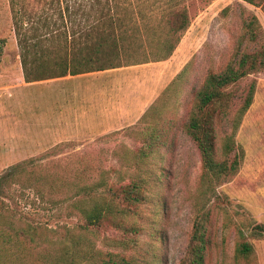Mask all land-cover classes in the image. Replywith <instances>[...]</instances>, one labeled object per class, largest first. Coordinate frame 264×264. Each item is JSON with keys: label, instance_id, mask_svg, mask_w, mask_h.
I'll list each match as a JSON object with an SVG mask.
<instances>
[{"label": "rangeland", "instance_id": "rangeland-1", "mask_svg": "<svg viewBox=\"0 0 264 264\" xmlns=\"http://www.w3.org/2000/svg\"><path fill=\"white\" fill-rule=\"evenodd\" d=\"M107 2H117L121 14L124 6L130 16L125 35L130 47L138 46L129 52L130 59L150 61L163 52L164 46L153 45L165 37L168 0ZM183 5L187 28L167 60L149 69L155 70L149 78L156 84L153 102L139 118L108 119L99 127L92 125L93 119L71 118L69 111L60 110L68 101L67 81L24 83L8 2L0 0V176L10 166L32 161L49 170L85 167L89 180L102 170L108 182L135 179L141 185V201L133 212L116 218L119 227L137 231L101 227L86 234L95 249L121 253L134 264H177L184 254L201 191L199 153L185 130L195 92L208 73L235 66L242 53L258 50L264 37L256 17L260 7L244 0H183ZM250 16L260 29L252 33H262L260 38L249 34ZM251 80V102L233 133L234 152L241 151L237 171L213 189L218 201L208 209L204 264H233L237 230L251 245L250 263L264 264V70L233 85L230 112L239 106ZM229 129L223 116L213 124L217 157ZM143 143L150 144V151L139 159L136 170L131 153ZM0 191L4 205L17 218L54 229L52 237L61 224L75 226L80 221L76 215L66 216L67 202L50 204L45 193L42 199L34 189H20L17 184L8 189L2 183ZM120 238L128 240L125 246L111 241Z\"/></svg>", "mask_w": 264, "mask_h": 264}, {"label": "trees", "instance_id": "trees-1", "mask_svg": "<svg viewBox=\"0 0 264 264\" xmlns=\"http://www.w3.org/2000/svg\"><path fill=\"white\" fill-rule=\"evenodd\" d=\"M107 1L7 0L23 81L148 61L130 59L129 52L138 48L137 45L130 47L125 35L130 16L124 6L121 14L117 2L109 4ZM244 1L259 6L264 14V0ZM165 4L171 7L164 19L165 37L153 45L164 46L163 52L150 61L166 59L189 24L183 0H168ZM246 26L252 37L262 36L260 32L252 33L256 29L260 31L254 16H250ZM259 70H264L263 36L258 50L242 53L235 66L227 65L217 73H208L195 92L185 130L199 153L201 191L185 251L177 264H204L208 209L218 201L213 189L237 171L241 151L238 155L234 152L233 133L251 102L254 83L251 80L247 84L239 106L231 113L232 88L237 81ZM222 116L228 119L230 129L221 138L217 157L213 124ZM149 151L150 144L143 143L131 153L136 170ZM57 168L49 170L46 164L20 162L0 176V183L8 189L11 184H17L20 189H34L42 199L45 193V200L50 204L67 202L66 216L76 215L80 221L75 226L61 224L52 237L54 229L23 222L0 198V264H134L121 253L95 249L86 234L101 227L135 233V227H119L116 217L133 212L141 201V185L132 178L125 183L117 179L108 182L104 170L89 180L85 167ZM254 233L260 236V232ZM237 234L239 240L234 247L233 264H251V245L240 230ZM111 241L118 246L128 242L126 238Z\"/></svg>", "mask_w": 264, "mask_h": 264}, {"label": "crops", "instance_id": "crops-1", "mask_svg": "<svg viewBox=\"0 0 264 264\" xmlns=\"http://www.w3.org/2000/svg\"><path fill=\"white\" fill-rule=\"evenodd\" d=\"M258 10L256 17L264 29V14ZM165 60L167 58L56 77V82L67 81L70 87L67 105L60 110L69 111L71 118L93 119L92 125L99 127L108 124V119L139 118L156 97V84L149 80L155 70L149 69Z\"/></svg>", "mask_w": 264, "mask_h": 264}]
</instances>
